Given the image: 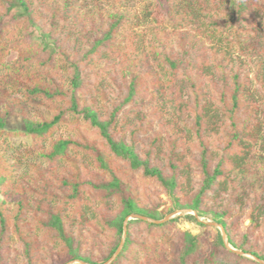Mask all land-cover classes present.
<instances>
[{
	"label": "trees",
	"instance_id": "1",
	"mask_svg": "<svg viewBox=\"0 0 264 264\" xmlns=\"http://www.w3.org/2000/svg\"><path fill=\"white\" fill-rule=\"evenodd\" d=\"M95 1L0 0V264H104L181 209L264 261V0ZM185 219L112 264H261Z\"/></svg>",
	"mask_w": 264,
	"mask_h": 264
},
{
	"label": "rangeland",
	"instance_id": "2",
	"mask_svg": "<svg viewBox=\"0 0 264 264\" xmlns=\"http://www.w3.org/2000/svg\"><path fill=\"white\" fill-rule=\"evenodd\" d=\"M79 2H80V5H81L80 6V14H83L84 12H87V13H91V14H93L95 16V14H97L98 11L103 12L101 9H107L106 5H104L102 2H99L97 4L95 0H79ZM115 4L118 7H120L121 9L127 11L130 14V16H132V15L134 16L136 14V15H138L137 16L138 19H141V21L144 20L142 18L143 14L141 12V4H142L141 0H122V1L118 0V1H116ZM150 19H153V17L150 18ZM158 21L163 23L164 22V17L162 15H160ZM139 25L140 26H138L137 29H139L141 31L144 30L145 27H146V25L141 24V23ZM38 37H39V35L35 34V36H33L32 39L36 40V38H38ZM16 55L17 54H14V56H16ZM24 106L26 107L27 112H29V114L31 115V117L33 119H36L38 116H45V115L49 114L48 107L40 104L39 102H33V103H30V104H28V103L26 104L25 103ZM8 127L12 128V129H15V128L22 129L24 127L23 118L19 115V111L14 112L12 114V116L9 118ZM2 145H4V144H3L2 140L0 139V147ZM249 167H250V168H248V171H249L248 175L249 176H251V177H256V176L264 177V168H262V165L256 164V163H252ZM162 197H163V199H166V197L164 195ZM1 200H3V197L0 196V201ZM181 210H191V209H181ZM176 211H178V210H176ZM175 212H173V213H175ZM188 215H191V214H188ZM167 216H165V217H167ZM185 216L186 215L178 216L179 218H181V221H180L181 229L182 230H190L191 233L194 234V235L200 233L201 228L198 225H196L195 223L187 221L185 219ZM199 217L201 218V220L203 222H207V223L214 222L210 217H205V216H199ZM152 220H154V219H152ZM156 221H161V220H156ZM200 223H202V222H200ZM214 223H216V222H214ZM215 228H217V227H215ZM61 261H62V259H61ZM68 263L69 262H66L65 264H68Z\"/></svg>",
	"mask_w": 264,
	"mask_h": 264
},
{
	"label": "water",
	"instance_id": "3",
	"mask_svg": "<svg viewBox=\"0 0 264 264\" xmlns=\"http://www.w3.org/2000/svg\"><path fill=\"white\" fill-rule=\"evenodd\" d=\"M188 214H191V215L195 216V218L199 222H202V223L217 227L221 231L222 238H223V241H224V244H225L226 248L229 249L230 251H232V252H234V253H236L238 255L253 259V260H255V261H257V262H259L261 264H264L263 260L255 257V256H253L251 254H248V253H245V252H243L241 250L233 248L230 245L229 241H228L227 234H226V232H225V230H224L222 225H220L218 223H214V222H209V223L203 222L201 220V218L198 216L197 212H195L194 210H178L175 213H172V214L168 215L167 217H165V219H163L161 221L152 220L150 218H147V217L139 215V214L130 215L129 217H127V219L124 222V232H123V237H122V241H121L120 246L118 247V249L115 252V254L113 255V257L110 260H108L106 263H104V264H112L115 261V259L119 256V254L121 253V251L123 249V246H124V243H125V240H126L128 221L138 219V220H143V221H147V222H150V223H165V222L170 221V220H172V219H174V218H176L178 216L188 215ZM68 264H88V263L80 261V260H75V261L69 262Z\"/></svg>",
	"mask_w": 264,
	"mask_h": 264
}]
</instances>
